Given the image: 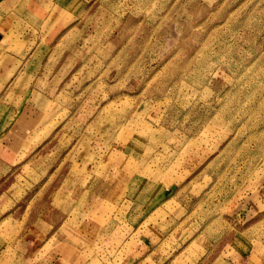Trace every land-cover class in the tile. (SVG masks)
Wrapping results in <instances>:
<instances>
[{
	"label": "rangeland",
	"instance_id": "rangeland-1",
	"mask_svg": "<svg viewBox=\"0 0 264 264\" xmlns=\"http://www.w3.org/2000/svg\"><path fill=\"white\" fill-rule=\"evenodd\" d=\"M0 264H264V0H0Z\"/></svg>",
	"mask_w": 264,
	"mask_h": 264
},
{
	"label": "crops",
	"instance_id": "crops-1",
	"mask_svg": "<svg viewBox=\"0 0 264 264\" xmlns=\"http://www.w3.org/2000/svg\"><path fill=\"white\" fill-rule=\"evenodd\" d=\"M32 58H34V55H32V56L30 57V59H32Z\"/></svg>",
	"mask_w": 264,
	"mask_h": 264
}]
</instances>
